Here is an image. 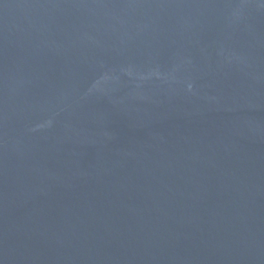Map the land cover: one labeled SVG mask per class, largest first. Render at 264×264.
Wrapping results in <instances>:
<instances>
[{
  "label": "water",
  "instance_id": "water-1",
  "mask_svg": "<svg viewBox=\"0 0 264 264\" xmlns=\"http://www.w3.org/2000/svg\"><path fill=\"white\" fill-rule=\"evenodd\" d=\"M0 264H264V0H0Z\"/></svg>",
  "mask_w": 264,
  "mask_h": 264
}]
</instances>
